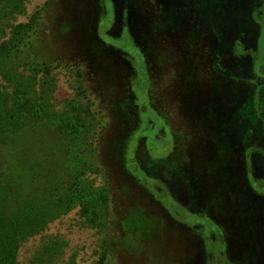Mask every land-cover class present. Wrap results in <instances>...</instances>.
<instances>
[{"label": "rangeland", "instance_id": "obj_1", "mask_svg": "<svg viewBox=\"0 0 264 264\" xmlns=\"http://www.w3.org/2000/svg\"><path fill=\"white\" fill-rule=\"evenodd\" d=\"M56 1L59 3L57 7L53 0H0V50L4 49L3 43L10 36L14 25L26 23L44 3H51L41 25L43 42L38 35H34L30 47L26 48L28 53L13 52L10 53L11 57H0V96H10L11 99L23 97L20 91L22 88L25 91L24 98L36 102L33 110L29 111V121L18 132L11 134V137L0 138V209L4 208L5 214L11 213L10 216L28 211L30 206L21 202L20 191L23 190V184L33 185L35 179L36 183L42 181L40 185L46 190L48 187H57L56 191L61 192L63 188H67L71 195L68 200H64L55 217L20 242L18 263L98 264L105 251L106 242L119 237L118 245L114 254L109 255L107 264H257L260 255L254 256V262H251V256L248 255L251 249H258V246L252 244L253 237L248 231L257 222L254 213L244 208L239 212L228 210L229 206L226 210L220 208L223 202L222 174L225 176V170L222 154L215 149L213 143L207 144L210 154L207 152L201 155L200 161L199 154L196 155L199 150H195L200 146V140L190 139L186 135L191 134L190 128L181 126V129H186L183 140L188 143V148L195 151V161L203 171L204 184L200 183L202 186L199 188L204 187L205 192L201 193V203H206L207 196L211 199L212 206L209 207H215L217 214L229 216L231 225L220 223L208 213L200 212L201 209L193 202L192 189H188L189 195L185 194L181 199H176L177 196L171 195L167 188H159V180L150 179L151 174L133 166L132 156L137 134H148L137 147L139 163L145 164L147 169H150L152 160H156L163 150L175 145L174 142H169V136L162 135L157 140L153 139L152 126L156 124L158 117L150 107L139 112L143 123L136 121V118L129 122L131 125L138 124L129 132L124 149L125 166L129 175L121 173L115 165V168L102 167L97 159L99 133L104 125H111L115 116V112L107 108V102L120 100L122 95L127 96L119 83L121 80L123 82L130 69L133 70L137 84L129 86H134L135 93L139 91L135 100L143 103L140 101V94L147 81L144 66L145 44L155 48V58L148 56L145 60L148 68H155L154 82L156 80L159 84L164 83V88L169 85L167 92L162 91L164 95L166 93L165 97L175 95L180 100L185 98L186 104L182 101L183 110H188L189 114L192 111L193 116L196 112L201 118V128L210 126L217 120L221 121L223 128L225 121H222L220 115L224 113V97L220 93L217 92L212 108V103L206 102L205 98L199 100L197 109L192 107L193 100L187 105L185 89L193 83V80L188 79V66L185 64L190 55H186L179 47H170V63H161L156 58L158 54H162L163 43L161 38H157L164 35L163 31L168 32L167 35L170 33L169 27L173 26L172 20H175L174 11L170 12V16L161 18L158 10L150 9L138 17L139 26L143 25L144 20L154 23L157 38L152 40L146 39L148 34L142 27L144 32L136 38L129 29H123L124 15L119 9L114 20L109 22V16L104 18L103 12L95 15L94 10H89L92 8V0ZM99 1L103 10L106 9L108 0ZM120 2L121 0H114L116 8H119ZM69 5L76 8V13L66 10ZM184 17L186 20H194L193 15L188 13ZM94 19L96 31L93 34L95 37L99 35L105 45L90 49L87 55L79 49L68 47L71 33H76L78 38L89 37L90 28L85 26L87 23L92 25ZM70 20H78L76 32L61 33L57 24ZM179 27L175 35L181 30ZM78 40L80 43L81 39ZM46 53L57 55H52L55 58L47 63ZM263 53L260 51L259 61ZM21 56L34 63L39 60L40 64H21ZM176 76L181 78L176 79ZM139 83L142 84L141 87H138ZM125 85L128 86L127 83ZM188 94L194 98L197 96L194 88ZM156 102L155 108L162 111L165 102L158 93ZM145 103H148V98ZM174 107L176 103L173 102L171 107L166 108L170 110L172 119L176 115ZM157 121L162 124V120ZM173 125L176 129L177 124ZM126 126H122V129H126ZM114 127L112 126L113 129ZM212 127L220 129L216 124ZM248 139L252 142L256 138L254 136ZM244 143L245 141H236L239 147ZM218 146L222 151L228 147L222 140ZM145 147L147 154L142 152ZM203 147L201 145L204 150ZM111 174L115 175V184L119 182L125 185V191L120 204L113 203L107 207L102 199L108 194L107 177ZM192 175L199 178L198 173ZM189 202L192 208L185 206ZM123 204L133 205L134 209L139 207L143 215L150 217L143 218L137 210H132L135 214L133 212L127 217L129 227L127 230L123 229L119 225V218L127 211L121 206ZM242 226L246 227L245 230L238 228ZM224 230L229 235L227 238L230 244L224 238ZM235 230L242 239L243 257L239 261L233 254V243L237 238Z\"/></svg>", "mask_w": 264, "mask_h": 264}, {"label": "trees", "instance_id": "obj_2", "mask_svg": "<svg viewBox=\"0 0 264 264\" xmlns=\"http://www.w3.org/2000/svg\"><path fill=\"white\" fill-rule=\"evenodd\" d=\"M99 2V0H92V8H89V10H94L95 15L103 12V17L109 16L110 22L117 16L119 9L120 13L124 15L122 19L123 29H129L135 38L140 37L144 32L142 28L148 34L146 39L155 40L157 35V28L150 20H144L143 25L139 26L140 20L138 17L145 10L156 9L161 14V18H164L165 15L170 16V12L174 11L175 20H172L173 26L169 27L170 33L167 35L168 32L163 31L164 35L156 37L157 39L161 38V41H163L161 44L162 54H158L156 58L161 63H170L171 55L168 54L170 47H179L186 55L189 54V61H186L185 64L188 66V79L189 81L193 80V83L185 89L187 105H190V100H193L192 107L197 109L198 103L205 98L206 102L212 103V108L216 102L215 97L218 92L224 97L222 108L224 113L220 117L222 121H225L223 128L221 127V121L217 120L213 124H216V127L219 125L220 129H215L212 127L213 124H209L210 126L207 125V127L210 129L203 132L202 126L199 125L200 116L196 115V112L193 116L191 115L192 111L189 114L188 110H183L182 101L184 100L186 104L185 98L180 100L175 95L174 97H165L166 93L164 95L162 91L167 92L169 85L164 88L162 87L164 83L159 84L156 80L154 82L155 68H148L145 60L148 56L155 58V48H150V44H145L143 46L146 50L144 66L147 81L143 85L144 89L140 94V101L143 103H138L135 100L136 93H139V91L135 93L134 86H129L137 84L132 69L127 71L123 82L121 80L119 83L120 87L124 89L123 93L127 96L122 95L120 100H112L111 102H107L106 99V102L109 103V107H107V103L106 107L115 112V116L111 120V125H108L109 123L106 126L104 125L99 133L97 159L102 167L108 169V167H114L115 165L124 175L125 173L130 174L125 166L124 149L129 132L134 125L138 124L131 125L129 122L132 118H136V121L139 120V123H143L139 112L140 110L146 111L150 107L154 115L158 117L157 119L162 120V124H160L156 119V124L152 126L153 139L157 140L162 135L169 136V142L172 141L175 145L163 150L156 160H152L150 169H147L145 164L139 163L137 147L138 143L144 138L146 139L148 134H137L136 144L133 148V166L136 169H143L149 175L151 174L150 179L156 178L159 180V188H167L171 195L177 196L176 199H181L185 194L189 195L188 189H192L193 202L201 209L200 212L208 213L212 219L220 221V223L230 224L229 216L221 213V215L217 214L214 210L215 207H209L212 206L211 199L207 196H205L206 203H201L203 197L201 193L205 192L204 187L199 188L200 185L202 186L200 183L204 184V181H202L203 171L196 163L195 156L199 154L198 158L202 161L201 155L207 154V152L210 154L211 150L208 145L213 143L216 146L215 149L222 154L221 160L224 161L222 164H224L223 168L225 170V176L222 174L224 177L223 196H221L223 202L222 207H219L226 210L229 206L228 210L238 212L248 209V211L251 210L254 213L258 222H264V53L261 61H259L260 51L264 52V0H121L119 8H116L114 0H108L104 10ZM50 4L49 2L44 3L40 9L31 15L26 23H18L12 27L10 36L3 43L4 49L0 50V57H11L13 52L16 54L24 53L26 48L30 47L34 35H38L41 42H43L44 38H42L40 32L41 25ZM53 4L57 7L59 3L53 0ZM66 10L76 13V8H72L70 5L66 7ZM185 13L193 15L194 20H186ZM94 21L95 19L92 25L87 23V26H85V28H90L89 37L78 38L76 33H71L68 47L79 49L84 55H87L90 49L104 46L105 44L99 35L95 37L93 34L96 31L94 30L96 21ZM179 22L181 27H179ZM97 23L99 24L98 21ZM78 25V20L75 22L72 20L61 21L57 24V28L61 33L67 34V31L76 32ZM178 27L181 30H178L175 35L174 33H176ZM78 39H81L80 43H78ZM144 49H142V53ZM26 52L28 53V51ZM52 55L45 54L47 63L50 59L55 58ZM20 63L24 65L29 63L40 64L39 60L35 63L30 62L24 56H21ZM130 64L129 66H132ZM178 78L181 77L176 76V79ZM112 85H116V83H112ZM141 86L142 84L139 83L138 87ZM125 87H128V89ZM181 88L183 89V84ZM193 88L197 95L195 98L188 94ZM20 91L23 97L19 96L11 99L10 96L8 98L0 96L1 139L4 136L11 137V134L18 132L29 121V111H32L33 106L36 105L35 100L24 98L25 91L22 88H20ZM97 93H99V90ZM157 93L161 95V100L164 99L165 102L162 111L155 108ZM109 94L112 95V92H109ZM146 97L148 103H145ZM173 102L176 103V107L173 108L176 115L172 119L169 115L170 110L166 108L171 107ZM173 123L177 124L176 129ZM182 125L190 128L191 134H186L190 136V139L200 140V148H195V150H199L196 155L195 151L188 148V143L183 140L186 129L185 127L181 129ZM112 126H115L114 129ZM122 126H126V129L123 130ZM212 129L215 131L213 132ZM216 131L218 133H215ZM156 134L157 136H155ZM254 136L256 139L249 142L248 138ZM179 140L182 141L178 142ZM221 140L227 143V150L222 151L219 148L218 144ZM236 141H245V143L239 147L236 145ZM201 145L204 146V150ZM142 152L147 154L146 147L142 149ZM194 173H198L199 178L197 175H192ZM107 178L108 194L104 196L102 202L104 201L107 207L113 203L120 204L125 185L119 182L115 184V175L113 174ZM34 182L33 185L31 183L23 184V190L20 191L21 202L30 206L28 211L19 215L14 213L10 216L11 213L5 214L4 208L0 209V264H19L17 252L20 242L43 227L49 219L55 217L57 210L62 208L64 200H68V197L71 196L70 190L67 188L57 192V187H48V190H46L40 185L42 181L36 183L35 179ZM198 200H200L199 205L197 204ZM190 203L185 206L192 208ZM121 206L127 210L124 216L119 218V225L123 229L127 230L129 227L127 217L134 212L132 210H137V213L143 218L150 217L143 215L139 207L134 209L133 205L123 204ZM227 236L229 237L224 230V238L230 244ZM118 238L106 242L105 251L98 264H107L109 255L114 254V249L118 245Z\"/></svg>", "mask_w": 264, "mask_h": 264}, {"label": "flooded vegetation", "instance_id": "obj_3", "mask_svg": "<svg viewBox=\"0 0 264 264\" xmlns=\"http://www.w3.org/2000/svg\"><path fill=\"white\" fill-rule=\"evenodd\" d=\"M205 104H206V102H205ZM203 107H204V105H203ZM207 129H208V127L206 125V127H203V132H205ZM155 136H157V134ZM253 226H250L248 231L251 232L252 237H253L252 244H255L256 246H258V249H256V250L254 249L253 251L251 249V251L249 252L248 255L251 256V262H252V260L254 262V260H255L254 256L255 255H257V256L260 255V258L257 260V264H264V222H261V221L258 222L257 221L255 223H253ZM238 228L240 230H245L246 227L242 226L241 228L240 227H238ZM239 229L236 228V230H239ZM236 233H237V231H236ZM239 235L240 234L238 232L237 233V238L235 240V243H233V254H235L237 256L238 261L242 260V257H243L242 256L243 255L242 254V244H241L242 239L239 237ZM247 244H250V243L247 242ZM255 251H256V253H255Z\"/></svg>", "mask_w": 264, "mask_h": 264}]
</instances>
